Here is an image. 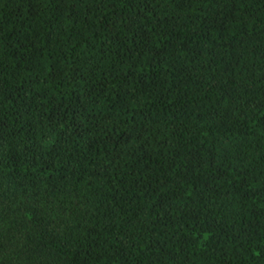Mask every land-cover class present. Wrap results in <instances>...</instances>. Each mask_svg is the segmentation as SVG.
Here are the masks:
<instances>
[{"label":"trees","instance_id":"16d2710c","mask_svg":"<svg viewBox=\"0 0 264 264\" xmlns=\"http://www.w3.org/2000/svg\"><path fill=\"white\" fill-rule=\"evenodd\" d=\"M0 264H264V0H0Z\"/></svg>","mask_w":264,"mask_h":264},{"label":"snow or ice","instance_id":"6c2138e0","mask_svg":"<svg viewBox=\"0 0 264 264\" xmlns=\"http://www.w3.org/2000/svg\"><path fill=\"white\" fill-rule=\"evenodd\" d=\"M257 255H259V253H257Z\"/></svg>","mask_w":264,"mask_h":264}]
</instances>
